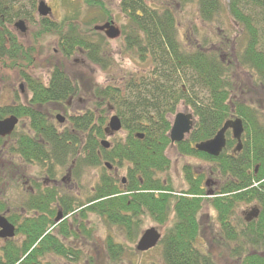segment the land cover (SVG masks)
<instances>
[{
    "label": "trees",
    "instance_id": "1",
    "mask_svg": "<svg viewBox=\"0 0 264 264\" xmlns=\"http://www.w3.org/2000/svg\"><path fill=\"white\" fill-rule=\"evenodd\" d=\"M117 1L129 24L128 32L122 30L121 34L141 59H149L150 68L144 74L130 76L126 79L130 82L125 86L121 83L95 85L93 88L86 82L90 78L70 75L58 64L49 69L45 82L31 77L25 69L16 68L28 87L29 99L26 104L14 101L11 105L0 106V118L8 114L24 118L29 130L12 134L15 143L11 146V153L17 156L16 169L25 173L31 165L38 168L35 172L42 173L45 159L50 176L56 174L57 166H67L68 163L72 166L73 176L83 166H101L102 160L112 166H125L124 183L121 177L115 178L102 166L98 181L89 188L84 201H77L68 194L58 198L56 191L51 190L47 195V214L50 217L55 214L56 209L50 202L58 200L64 215L72 216L70 225L73 229L70 230L69 223L64 221L58 224L56 233L64 240L76 237L77 232L81 236L89 234L82 221L92 214L107 225L120 229L130 240L144 214L164 224L171 211L174 223L160 240L163 263L217 264L211 253L196 245L201 234L196 216L205 195L201 184L203 175H194L184 165L182 171L187 186L181 190L182 195L177 196L173 194L175 189L168 174L171 161L166 150L170 122L166 115L173 113L174 105L184 100L190 105L196 122L188 137L177 143L175 149L180 155L210 162V173L219 177V184L214 188L216 196L208 197L207 204L215 211L218 231L223 233V236L218 234L220 238L216 240L226 249L224 264H264V252L258 251L264 249V0L225 2L228 13L243 31L244 43L235 52V58L251 79L244 83L231 81L227 69L230 64L222 62L212 44L191 42L190 47L179 40L178 12L169 0ZM108 2L83 0L88 8H97L110 19ZM189 2L196 3L201 21L217 19L224 6L223 0H179L175 5ZM32 8L36 9L34 4ZM24 16L12 3L0 1L1 60L15 56L32 62L27 57L31 47L19 42L8 27L10 19ZM38 25V33L57 35V44L64 58L68 59L74 51L81 50L89 62L106 65L99 43L80 33L76 24L40 17ZM91 34L95 32L91 31ZM179 80H185L187 84L182 85L188 90L181 85L176 89ZM197 89L205 95L200 96ZM90 92L97 112L84 108L69 116L70 128H59L52 121L51 107L61 106L77 94ZM108 107L119 116L126 135L114 141L108 149H103L98 137H103L102 126ZM232 115L240 117L244 125L239 152H233L235 141L229 132H226L225 148L217 157L193 148L194 143L211 138ZM136 133L143 137H135ZM3 167L1 172L7 171L9 164L6 162ZM3 190L5 193L7 188ZM45 198L41 191L27 197L26 209H35L36 212L16 222L21 237L0 247V264H51L47 258L51 254L76 258V248L65 245L50 232L44 234L53 225V221L50 219L49 222L43 214ZM252 203L260 208L259 216L250 222L239 218L235 229L230 222L235 208ZM12 217L15 219L18 215ZM104 244L111 261L122 254L123 246L111 234H107ZM92 262L97 264L95 260Z\"/></svg>",
    "mask_w": 264,
    "mask_h": 264
},
{
    "label": "rangeland",
    "instance_id": "2",
    "mask_svg": "<svg viewBox=\"0 0 264 264\" xmlns=\"http://www.w3.org/2000/svg\"><path fill=\"white\" fill-rule=\"evenodd\" d=\"M0 1L3 2V4L8 2L12 3L17 10L21 11V14L25 15L21 18L10 19L11 23L8 24V27L10 33L14 35L19 42L28 46V48L31 47L29 48L30 51H28L29 55H27V57L32 61L28 63L27 60H20L15 56H11V58L4 57L3 60L0 59V106L11 105L14 101L26 104L29 99L30 93L28 87L16 68H19V70L25 69L26 73L31 77L39 78L45 82L49 69H51L53 64H58L70 75H82L83 77L90 78V80H86V82L91 88L95 85H120L121 83L125 86L126 82H130V80H126L130 76L144 74L150 68L149 59H141L136 51L126 44L125 35L121 34L122 30L128 32L129 24L126 16L120 11L117 0H109L110 2H108L107 6L109 9L108 13L111 16L110 19L105 18L99 9L88 8L83 3V0ZM39 1L45 2L51 8V14L48 15V18L52 20H62L64 23L72 22L77 25V29L80 33L86 34L92 41L98 42L103 50V57H105V61H107L106 65L101 66L89 62L85 53L81 50L74 51L68 59L64 58L60 53L56 34H51L50 32H43V34L38 33L40 30L38 21L41 17L37 12V4ZM169 1L178 12V37L182 43L190 47L192 45L191 42H194L196 45L203 41L212 44L214 48L218 50V55L222 62L230 64L227 69L231 81L244 83L247 80H251L248 78L246 70L238 64L235 58V52L243 45L244 37L241 27L232 19L226 9L225 2L227 0H223L224 6L222 7L219 17L212 21H201L198 18L197 5L195 2L175 5V2H179V0ZM32 4L35 5V10H33ZM4 18L6 19L7 16L4 15ZM18 20H22L23 22V31L15 26ZM109 21H112L120 32V35L114 39H109L102 32L98 33L94 28H91L93 25H101ZM91 31H94L95 34H91ZM14 62H18V65L13 64ZM182 84L185 85L187 83L185 80H179L176 89L181 85L184 90H188V88H184ZM196 91L200 96L205 95V93L199 89ZM60 105L61 106L55 108L51 107L50 114L54 116L56 114L61 115L64 121L59 126L62 125L63 128H70L68 119L70 114H78L84 108H89L97 112L92 92L89 94H77ZM62 109H64V111ZM191 110L188 102L181 100L177 105H174V112L167 114L166 117L171 123L175 113ZM262 113H264V110ZM114 114H116V112L110 107L106 109V119L102 126L103 128L107 125L110 116ZM18 119L19 122L16 125V132L29 131L26 127L27 123L24 118ZM52 121L57 124L54 117ZM125 135L126 131L121 128L120 131L115 132L113 135L106 136L103 134V137H98V142L106 139L112 146L114 141L123 139ZM13 138L12 140H14ZM166 155L171 161L168 174L175 191L183 190L187 186L182 171L184 165H188L193 172L197 171L203 173L205 179L211 181L208 187L210 190L212 189V184L216 182V180L219 181V177L213 176L209 171L212 168L210 162L196 157L180 156L172 145L167 148ZM105 162L107 161L102 160L101 166L96 167L83 166L74 176L71 173L72 166L70 163H68L67 166H57L55 175L58 177L55 185L58 187V191L76 198L77 201H84L88 197L89 188L98 181L100 173L102 172V166L105 165ZM112 167L116 170L115 172L112 169L109 170L110 175L115 178L125 175V166L119 168L116 166ZM35 170H38L35 166L28 167L27 172L32 173ZM16 192L20 194L21 191L17 189ZM254 205L256 204L238 205L231 218V224L235 229H237L236 227H238L239 224L238 218L240 217V219H243L244 213L248 212ZM201 214H203L202 217H199L201 234L196 241V245L200 247L202 251L211 253L213 257L217 259V264H224L226 249L216 240L217 237L220 238L219 235L223 236V233L220 234L218 231L219 226L216 222L215 211L212 210L209 205H204ZM71 217L72 216H70V218ZM70 218L67 219L69 223H71ZM82 223L90 232L84 236H81L80 232H77L76 237H70L64 240L56 233V228L52 231L53 234L58 235L59 239L63 240L62 242L65 245L74 247V249L76 248L77 256L75 259H70L49 255L48 260L51 264H93L92 260L97 261V264H164L160 243L148 251L141 252L135 249V245L139 236L145 229L153 227L162 237L173 225L174 215L170 211L166 222L164 224H159L144 214L141 218L138 230L134 234L133 239L130 240L125 237L120 229L107 225V223L95 215L89 214L88 218L84 219ZM204 229L205 233H203ZM107 234H111L113 239L123 246L122 254L115 261H111L105 252L104 241ZM13 240L18 241V236ZM258 251L264 252V249Z\"/></svg>",
    "mask_w": 264,
    "mask_h": 264
},
{
    "label": "flooded vegetation",
    "instance_id": "3",
    "mask_svg": "<svg viewBox=\"0 0 264 264\" xmlns=\"http://www.w3.org/2000/svg\"><path fill=\"white\" fill-rule=\"evenodd\" d=\"M68 100H70V98ZM62 110L64 111V109H62ZM18 122H19V119H18ZM12 133L9 136L0 137V215H2L6 219V221L14 227L15 236L13 239H15L18 236V232H17V225L18 224H16V222L19 223V221L21 222L24 217H28V215L32 216L36 212L35 209H32V210L26 209V204H24L25 200L27 199V197L33 195L34 193L41 191V195L46 196V198L44 200L45 201L44 205L42 206V210H44L43 214L47 218L48 221L51 219L54 222L53 226H51L52 231H53L58 226V224H60L64 221H67V219L70 218V214L64 215L61 207L59 208V201L58 200H56V202H52V201L50 202V204L52 205V208L56 209L55 214L52 217H50L47 214L48 213V205H49V200H47L48 193L52 190L53 192L56 191L58 198H60L62 196V193H60L58 191V187H56V185H55L57 182L58 176H56V175L50 176L49 175L47 159H45V162H44L43 173H38L35 171L32 173H28V172L23 173V172L17 170L15 165H14V163L17 160V156L14 153H11L12 152L11 146L15 143L12 140ZM180 156L195 157V156H190V155H187V156L186 155H180ZM196 158H199V157H196ZM199 159H202V158H199ZM202 160H204V159H202ZM204 161H206V160H204ZM6 162L9 164V168L7 171L1 172V170L4 169L3 165ZM11 163L13 165H11ZM111 169L114 172L116 170L113 167ZM199 174L203 175V177H204L203 178L204 180L202 181L201 184H202V188H204V191H205V195L201 198L202 208L199 210V213L196 216L197 221L200 225L199 217L200 216L202 217V215H203V214H201L203 206L208 205L207 204V198L208 197L216 196L214 193V190H215L214 188H215L216 184H219L218 183L219 181L216 180V182H214L212 184V189L210 190L208 187L211 184V181L206 180L203 173H199L197 171L194 172V175H199ZM5 187L9 188V189H7L4 193L3 189ZM17 189H19L21 191L20 194H19V192H16ZM181 192H182L181 190L180 191H174L173 194L179 196V195H182ZM9 193H10V195H9ZM203 200H206V202H203ZM248 212L244 213V215H243V220L245 222H246L245 217L247 216ZM234 213H235V210H234ZM13 214H17L18 217L14 219L12 217ZM57 214H61V219L59 221L55 222V217ZM70 222H72L71 218H70ZM157 223H159V222H157ZM70 224L71 223H69V229L72 230L73 226ZM70 230H69V233L71 232ZM60 237L63 239L62 235ZM13 239L0 238V247L3 246L4 244H6L9 240H13ZM62 239L58 238V240H60L61 242L63 241ZM160 240H161V235H160V239L158 241V244L160 243ZM68 257L72 258L71 255H68Z\"/></svg>",
    "mask_w": 264,
    "mask_h": 264
},
{
    "label": "water",
    "instance_id": "4",
    "mask_svg": "<svg viewBox=\"0 0 264 264\" xmlns=\"http://www.w3.org/2000/svg\"><path fill=\"white\" fill-rule=\"evenodd\" d=\"M50 11V7H48L43 1L38 2L37 12L39 15L46 16L50 13ZM15 26H17L22 31L24 30L22 21L16 22ZM94 29L103 31L105 36L109 39H114L120 34L118 27H116L112 21L105 22L101 25H95ZM56 119L59 120V122L62 121V117H60L59 114L56 115ZM16 123L17 118L14 115H10L8 117L0 119V136L4 137L10 135ZM192 125V114L190 112H179L175 114L169 130L170 142L173 143L182 141L185 135L190 132ZM120 127V118L117 115H112L108 120V126L105 128V132L107 134H112L114 131L119 130ZM227 130L231 131V135L236 141L234 151H240L243 124L242 120L238 117L226 120L212 138L196 143L194 145V148L197 151L206 153L210 156H218L225 147V132ZM100 144L104 148H107L109 146V143L106 140H101ZM258 214L259 209L257 207H253L247 213L245 220L250 221L254 218H257ZM60 217L61 214H57L55 220L58 221ZM13 235V226L10 225L2 215H0V238L12 237ZM159 238L160 234L155 228L152 227L149 229H145L139 236L135 248L140 252L147 251L157 244Z\"/></svg>",
    "mask_w": 264,
    "mask_h": 264
}]
</instances>
